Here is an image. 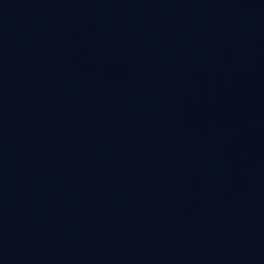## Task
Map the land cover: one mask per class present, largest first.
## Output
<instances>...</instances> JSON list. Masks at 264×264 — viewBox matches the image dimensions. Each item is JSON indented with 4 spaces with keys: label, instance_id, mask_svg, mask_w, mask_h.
<instances>
[{
    "label": "water",
    "instance_id": "95a60500",
    "mask_svg": "<svg viewBox=\"0 0 264 264\" xmlns=\"http://www.w3.org/2000/svg\"><path fill=\"white\" fill-rule=\"evenodd\" d=\"M0 264H264V0H0Z\"/></svg>",
    "mask_w": 264,
    "mask_h": 264
}]
</instances>
